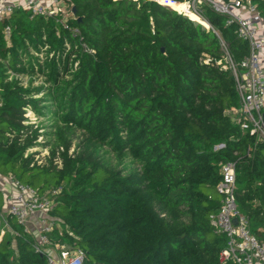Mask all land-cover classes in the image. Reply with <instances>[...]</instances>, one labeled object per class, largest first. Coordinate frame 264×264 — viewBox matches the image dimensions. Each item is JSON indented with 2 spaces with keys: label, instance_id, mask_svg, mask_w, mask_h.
<instances>
[{
  "label": "trees",
  "instance_id": "1",
  "mask_svg": "<svg viewBox=\"0 0 264 264\" xmlns=\"http://www.w3.org/2000/svg\"><path fill=\"white\" fill-rule=\"evenodd\" d=\"M69 1L76 36L54 18H32L21 8L0 21V173L35 188V180L51 176L37 189L62 188L52 214L63 235L56 228L53 238L82 249L84 264H236L220 261L227 237L211 225L221 205L216 185L222 164L235 161L238 208L264 241V141L226 114L239 106L235 77L204 62L206 54L221 57L218 35L157 1ZM259 7L264 12V1ZM203 17L236 62L249 54L235 26H225L226 16L204 6ZM45 47L57 56L39 63L30 51ZM9 71L41 74L48 88L25 86ZM50 100L55 110L46 106ZM26 108L37 114L49 108L57 118L62 167L25 155L39 135L25 125ZM72 129L82 139L70 154ZM104 146L139 168L108 166ZM12 224L19 234L0 240V264H48L34 237Z\"/></svg>",
  "mask_w": 264,
  "mask_h": 264
},
{
  "label": "built area",
  "instance_id": "2",
  "mask_svg": "<svg viewBox=\"0 0 264 264\" xmlns=\"http://www.w3.org/2000/svg\"><path fill=\"white\" fill-rule=\"evenodd\" d=\"M148 1L163 4L161 0ZM262 1L264 0H183L182 2L186 4L185 9L178 10L170 6L189 18L191 17L188 10L204 20L203 7L207 6L214 12L226 16L225 26H235L237 36L248 42L249 54L240 62H236L227 42L205 20L208 23L205 27L218 35L222 54L219 59L214 60L206 54L204 62L216 64L223 70H230L236 80L239 106L227 110L226 114L241 127L242 131L256 136L259 141H264V12L259 7ZM19 8L30 11L32 18L36 15L52 17L75 36L80 34L79 29L71 27L69 23V19L74 16L69 0H0V21L9 19ZM11 32L12 26L7 24L4 36L8 44ZM223 146L225 144H220L216 148ZM220 173L222 178L216 189L221 196V205L218 212L211 215L214 232L227 237L226 247L220 252V261L264 264V241L252 232L248 218L237 205L236 162H224ZM61 189L58 187L40 191L20 180L12 172L0 173V194H4L3 205H0V234L2 238L6 233L14 238L18 236V230L12 224L15 222L24 232L34 237L35 251L46 255L48 264H84L85 252L82 249L74 248L68 243H58L53 238L56 228L59 230L58 233L63 235L60 218L52 214L57 205L55 196Z\"/></svg>",
  "mask_w": 264,
  "mask_h": 264
},
{
  "label": "rangeland",
  "instance_id": "3",
  "mask_svg": "<svg viewBox=\"0 0 264 264\" xmlns=\"http://www.w3.org/2000/svg\"><path fill=\"white\" fill-rule=\"evenodd\" d=\"M33 56H36L39 60V63L45 62V60L51 59L53 56H57V52L49 49H44L42 53H35L33 50L30 51ZM53 54V55H52ZM29 57H25L24 61L27 62ZM35 61V60H34ZM38 63V62H35ZM38 66H36L37 68ZM10 78H18L25 86H44L45 89L48 88V84L46 83L45 76L41 74H32V73H16L9 71ZM44 92L40 93L37 96L43 95ZM50 99V98H49ZM46 106L50 108V110H55L56 105L53 100L47 101ZM49 108L44 109L43 114L35 113L31 108L25 109V116L27 120L25 121V125L31 126V130L33 133L34 130H38L39 135L34 141L33 145L26 149L25 155L28 156L30 154L34 155V162L41 166H50L51 161L53 165L60 168L62 167L60 152L63 150V147L59 145L58 139L55 136V128L54 124L57 121V118L49 112ZM69 134L72 138V146L69 150V153H74L78 147V143L82 139V132L80 130L72 129L69 131ZM53 150L55 151V155H53ZM100 155L102 159L108 166L116 168L118 170H122L125 173H128L132 170H136L139 168V164L137 161L133 160L130 156L126 157L123 161H119L116 155L107 147L104 146L100 149ZM49 174L42 175L39 179L35 180L34 186L37 188L39 186H47L46 181H49L51 176ZM27 177V176H26ZM28 178V177H27ZM22 180V179H21ZM25 183V180H22ZM49 184V183H48ZM2 201V196H0V202ZM63 230V229H62ZM0 234V240H1ZM14 238V237H13Z\"/></svg>",
  "mask_w": 264,
  "mask_h": 264
},
{
  "label": "bare ground",
  "instance_id": "4",
  "mask_svg": "<svg viewBox=\"0 0 264 264\" xmlns=\"http://www.w3.org/2000/svg\"><path fill=\"white\" fill-rule=\"evenodd\" d=\"M161 2H162L163 4L168 5V6H172L173 8L178 9V10L185 9V7H186V4H185L184 2L178 3V2H174L173 0H161ZM188 14H189L190 16L195 17L197 20H199V21L205 23L206 25H208V23H207L203 18H201L200 16H198V15L195 14L194 12L188 10ZM204 26H205V25H204Z\"/></svg>",
  "mask_w": 264,
  "mask_h": 264
},
{
  "label": "crops",
  "instance_id": "5",
  "mask_svg": "<svg viewBox=\"0 0 264 264\" xmlns=\"http://www.w3.org/2000/svg\"><path fill=\"white\" fill-rule=\"evenodd\" d=\"M0 196H2V201L0 202V205H3V201H4V194H0Z\"/></svg>",
  "mask_w": 264,
  "mask_h": 264
},
{
  "label": "water",
  "instance_id": "6",
  "mask_svg": "<svg viewBox=\"0 0 264 264\" xmlns=\"http://www.w3.org/2000/svg\"><path fill=\"white\" fill-rule=\"evenodd\" d=\"M72 10H73V13L76 14V8L73 7ZM78 20H80V18H78ZM163 51H164V48H163Z\"/></svg>",
  "mask_w": 264,
  "mask_h": 264
}]
</instances>
